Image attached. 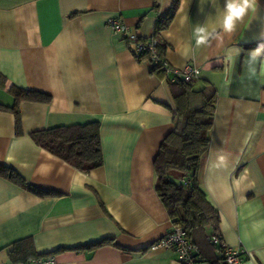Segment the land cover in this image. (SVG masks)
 Here are the masks:
<instances>
[{
    "label": "crops",
    "instance_id": "crops-1",
    "mask_svg": "<svg viewBox=\"0 0 264 264\" xmlns=\"http://www.w3.org/2000/svg\"><path fill=\"white\" fill-rule=\"evenodd\" d=\"M0 0V104L10 87L49 95L20 101L19 121L0 110V165L39 196L0 176V264L10 245L30 238L36 255L58 264H182L150 244L173 226L154 190L153 160L173 128L171 85L151 72L107 25L119 18L173 67L199 68L193 89L215 91L208 150L199 181L217 210L215 231L240 248V264H264V0L231 33L197 47L193 29L211 28L223 0ZM261 48L255 60L250 53ZM97 121L101 166L83 172L41 148L34 131ZM106 243L94 249L84 245ZM197 264H209L202 261Z\"/></svg>",
    "mask_w": 264,
    "mask_h": 264
},
{
    "label": "trees",
    "instance_id": "trees-1",
    "mask_svg": "<svg viewBox=\"0 0 264 264\" xmlns=\"http://www.w3.org/2000/svg\"><path fill=\"white\" fill-rule=\"evenodd\" d=\"M177 4L178 0H173L171 11L157 18L156 32L167 27ZM260 42L264 43V38ZM158 54L161 56L159 52ZM138 56L148 57L146 53ZM148 59L150 61L149 57ZM150 63L151 72L161 74L163 77L162 69L151 61ZM168 83L171 85L174 102V125L163 137L153 160L154 190L172 225L182 227L185 237L193 245L196 261L219 264L220 243L210 241L212 235H216L221 241L215 231L218 214L199 181L202 160L209 145L215 91L207 88L195 90L192 82H183L179 79ZM9 92L14 97V103L11 106L0 104V110L13 112L17 123L19 121L17 105L20 101L46 103L50 99L47 94L13 86ZM31 136L41 148L80 171L89 172L102 164L97 121L54 126L34 131ZM0 176L36 195H55L54 192L37 189L28 184L10 167L0 165ZM106 242L101 240L83 247L94 249ZM8 253L14 263L25 264L35 256L32 240L25 238L12 243Z\"/></svg>",
    "mask_w": 264,
    "mask_h": 264
},
{
    "label": "built area",
    "instance_id": "built-area-1",
    "mask_svg": "<svg viewBox=\"0 0 264 264\" xmlns=\"http://www.w3.org/2000/svg\"><path fill=\"white\" fill-rule=\"evenodd\" d=\"M107 25L116 34L122 36L130 45L133 46V51L136 55L146 53L150 61L158 65L163 71V79L167 82H174L177 79L183 82H193L198 74L199 68L186 64L183 67L177 68L171 66L164 57L159 56L157 51V39L150 36L140 38L136 33L131 32L128 27L116 17H110L107 20ZM210 241L221 246L219 264H240L243 251L240 248L230 247L220 241L216 235H212ZM162 247L172 251L176 259L182 264H197L195 250L193 245L185 237L184 230L180 226H172L164 236L150 244V248L154 249ZM25 264H58L55 255L42 254L30 258Z\"/></svg>",
    "mask_w": 264,
    "mask_h": 264
},
{
    "label": "clouds",
    "instance_id": "clouds-1",
    "mask_svg": "<svg viewBox=\"0 0 264 264\" xmlns=\"http://www.w3.org/2000/svg\"><path fill=\"white\" fill-rule=\"evenodd\" d=\"M255 0H223V10L216 24L209 28L207 25L197 24L193 29V37L197 47L207 46L209 42L218 37V30L231 33L244 16L254 7ZM261 55V48L250 53L255 60Z\"/></svg>",
    "mask_w": 264,
    "mask_h": 264
}]
</instances>
